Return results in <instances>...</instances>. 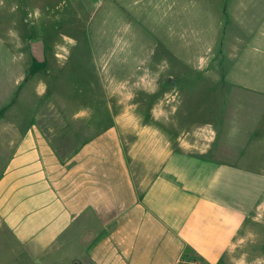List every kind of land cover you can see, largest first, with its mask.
<instances>
[{
  "label": "crops",
  "instance_id": "crops-1",
  "mask_svg": "<svg viewBox=\"0 0 264 264\" xmlns=\"http://www.w3.org/2000/svg\"><path fill=\"white\" fill-rule=\"evenodd\" d=\"M249 50L248 75L221 82L254 103H234L232 125L176 140L139 127L130 142L126 111L64 158L38 125L47 64L24 67L0 100V264H264V50L253 64ZM88 113L63 116L110 115Z\"/></svg>",
  "mask_w": 264,
  "mask_h": 264
},
{
  "label": "rangeland",
  "instance_id": "rangeland-1",
  "mask_svg": "<svg viewBox=\"0 0 264 264\" xmlns=\"http://www.w3.org/2000/svg\"><path fill=\"white\" fill-rule=\"evenodd\" d=\"M248 48L253 64L264 50V0H0V100L40 52L49 97L38 125L62 158L96 133L86 126L115 124L126 111V141L154 126L176 140L186 130H222L233 124L234 103H253L239 85L221 84L248 75ZM255 103L264 128V103ZM101 110L110 115L63 116Z\"/></svg>",
  "mask_w": 264,
  "mask_h": 264
},
{
  "label": "water",
  "instance_id": "water-1",
  "mask_svg": "<svg viewBox=\"0 0 264 264\" xmlns=\"http://www.w3.org/2000/svg\"><path fill=\"white\" fill-rule=\"evenodd\" d=\"M36 44H39V45H40V49H41V51H42V48H41V47H42L41 42H38V43H36ZM36 44H34V47H35ZM35 49H36V48H35ZM40 49H39V50H40ZM36 50H37V49H36ZM37 57H38V59H39L40 61L43 59V58H42V55H41L40 52H38Z\"/></svg>",
  "mask_w": 264,
  "mask_h": 264
},
{
  "label": "trees",
  "instance_id": "trees-1",
  "mask_svg": "<svg viewBox=\"0 0 264 264\" xmlns=\"http://www.w3.org/2000/svg\"><path fill=\"white\" fill-rule=\"evenodd\" d=\"M189 253H191V252H190V251H187V253H186V257H188V258H189V255H188ZM193 254H194V253H193ZM195 257H196V256L194 255V259H195Z\"/></svg>",
  "mask_w": 264,
  "mask_h": 264
},
{
  "label": "bare ground",
  "instance_id": "bare-ground-1",
  "mask_svg": "<svg viewBox=\"0 0 264 264\" xmlns=\"http://www.w3.org/2000/svg\"><path fill=\"white\" fill-rule=\"evenodd\" d=\"M35 48H36L37 50H39V49H40V45H39V44H36V45H35Z\"/></svg>",
  "mask_w": 264,
  "mask_h": 264
}]
</instances>
